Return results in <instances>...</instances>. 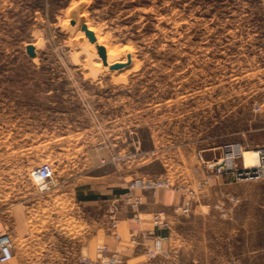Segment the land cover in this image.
I'll list each match as a JSON object with an SVG mask.
<instances>
[{
	"label": "rangeland",
	"instance_id": "obj_1",
	"mask_svg": "<svg viewBox=\"0 0 264 264\" xmlns=\"http://www.w3.org/2000/svg\"><path fill=\"white\" fill-rule=\"evenodd\" d=\"M233 144L264 147V0H0V225L13 243L24 215L65 231L74 215L80 264H195L173 237L202 231L207 264H264L259 208L255 232L233 237L226 211L185 217L202 186L207 202L237 200L204 163ZM42 163L44 192L30 178ZM140 179L165 185L127 189ZM168 189L187 194L181 218L157 211L140 232L143 193ZM123 217L137 226L130 244Z\"/></svg>",
	"mask_w": 264,
	"mask_h": 264
},
{
	"label": "crops",
	"instance_id": "obj_2",
	"mask_svg": "<svg viewBox=\"0 0 264 264\" xmlns=\"http://www.w3.org/2000/svg\"><path fill=\"white\" fill-rule=\"evenodd\" d=\"M244 153L239 161L240 165H245ZM203 174V169L200 168L195 175L196 180L202 179ZM239 183L241 182H233L222 177L221 185L216 187V190H220V192L225 191L236 195L237 200L232 204L230 201L223 204L214 201L207 202L206 197L211 189L202 186L200 191L197 192L194 204H191L190 211L185 217L190 219L198 217L204 223L210 211L219 209L226 211L223 214L225 220L232 224L231 236L229 237H233L240 232L243 234L255 232L254 229L249 227L257 224L255 211L258 208L260 212L264 213V199L263 201L256 200V198L264 196V181ZM186 199V193L174 189L160 190L154 195L144 192L137 216L139 231L154 229L151 216L160 210L165 212L169 222L176 224L181 218L178 209L180 210L184 206ZM245 209H247V212L242 214L240 211ZM71 218L73 219L71 220L72 227L68 231L62 228L63 223L60 222L59 218H41L39 220L33 218V220H30L28 216L24 215L15 220L18 231L14 233V255L8 261V264H80L81 247L79 242L81 234L79 228L75 230L76 224L80 226V219L75 218L74 215ZM135 227H137L136 223L131 218L123 217L120 221L119 228L123 239H126L125 243L130 244L132 242ZM0 229H2L1 225ZM229 237H227V240H229ZM173 238L175 242H184L183 245L186 247V251L190 249L191 252H194L192 256L194 262H196L195 264H203V261L204 264H207L210 249L209 240L204 231L191 235H175ZM18 242L22 245L21 249L18 248ZM86 251L90 254L88 249Z\"/></svg>",
	"mask_w": 264,
	"mask_h": 264
},
{
	"label": "built area",
	"instance_id": "obj_3",
	"mask_svg": "<svg viewBox=\"0 0 264 264\" xmlns=\"http://www.w3.org/2000/svg\"><path fill=\"white\" fill-rule=\"evenodd\" d=\"M245 151L243 146L228 145L221 149L219 159L204 161L207 170H211L217 176H221L233 182H258L264 181V147L256 150V162L251 166L240 165L239 161ZM30 178L35 182L39 191L50 189L53 178V170L48 163H42L30 171ZM165 185L163 180L140 179L130 182L127 189L140 188L152 191ZM138 200H136V203ZM157 225V221H155ZM158 226V225H157ZM161 238L156 237L152 253L162 252ZM14 255V243L10 236L0 229V263L8 262ZM103 264H117L115 260L104 261Z\"/></svg>",
	"mask_w": 264,
	"mask_h": 264
},
{
	"label": "water",
	"instance_id": "obj_4",
	"mask_svg": "<svg viewBox=\"0 0 264 264\" xmlns=\"http://www.w3.org/2000/svg\"><path fill=\"white\" fill-rule=\"evenodd\" d=\"M84 32H85V36L88 39L95 41V36H94V33L92 31H89L87 29ZM95 49H96L97 53H103L104 52V47L99 45V44L95 45ZM26 51H27L28 55L31 57H33L35 55L34 46L30 43L26 45Z\"/></svg>",
	"mask_w": 264,
	"mask_h": 264
},
{
	"label": "bare ground",
	"instance_id": "obj_5",
	"mask_svg": "<svg viewBox=\"0 0 264 264\" xmlns=\"http://www.w3.org/2000/svg\"><path fill=\"white\" fill-rule=\"evenodd\" d=\"M244 159H245V161L246 160H251V163L254 164L256 162V151H251V152L248 151V152H245Z\"/></svg>",
	"mask_w": 264,
	"mask_h": 264
},
{
	"label": "trees",
	"instance_id": "obj_6",
	"mask_svg": "<svg viewBox=\"0 0 264 264\" xmlns=\"http://www.w3.org/2000/svg\"><path fill=\"white\" fill-rule=\"evenodd\" d=\"M118 191H121V190H118Z\"/></svg>",
	"mask_w": 264,
	"mask_h": 264
}]
</instances>
